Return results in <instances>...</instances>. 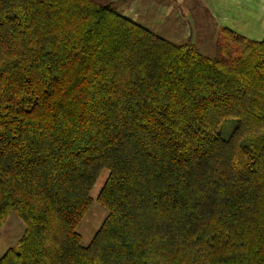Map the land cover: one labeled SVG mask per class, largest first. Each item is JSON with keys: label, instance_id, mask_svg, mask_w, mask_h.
I'll return each mask as SVG.
<instances>
[{"label": "trees", "instance_id": "trees-1", "mask_svg": "<svg viewBox=\"0 0 264 264\" xmlns=\"http://www.w3.org/2000/svg\"><path fill=\"white\" fill-rule=\"evenodd\" d=\"M112 4L0 0V264H264V40L209 58Z\"/></svg>", "mask_w": 264, "mask_h": 264}, {"label": "rangeland", "instance_id": "rangeland-1", "mask_svg": "<svg viewBox=\"0 0 264 264\" xmlns=\"http://www.w3.org/2000/svg\"><path fill=\"white\" fill-rule=\"evenodd\" d=\"M100 3L112 2L113 8L122 16L142 25L157 36L175 44H183L191 39L198 50L206 57L212 58L216 53L218 32L208 15L195 0H184L179 6V0L174 4L170 0H98ZM174 7L172 13L166 14L169 7ZM235 126L227 122L223 127V136L227 137ZM108 177L104 170L91 190L95 199ZM107 211L96 201L92 204L84 219L78 225L77 231L82 237V245L88 246L97 230L100 228ZM24 222L15 212L11 213L0 228V258L4 253L17 246L25 232Z\"/></svg>", "mask_w": 264, "mask_h": 264}, {"label": "crops", "instance_id": "crops-1", "mask_svg": "<svg viewBox=\"0 0 264 264\" xmlns=\"http://www.w3.org/2000/svg\"><path fill=\"white\" fill-rule=\"evenodd\" d=\"M179 1V6L184 5V0ZM200 3L217 32L224 28L254 41L264 40V0H201ZM173 9L169 7L166 14L170 15Z\"/></svg>", "mask_w": 264, "mask_h": 264}]
</instances>
